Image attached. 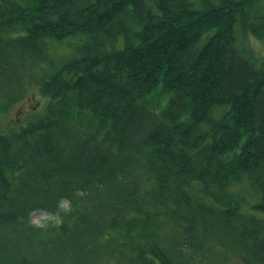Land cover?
Returning <instances> with one entry per match:
<instances>
[{"label":"trees","instance_id":"trees-1","mask_svg":"<svg viewBox=\"0 0 264 264\" xmlns=\"http://www.w3.org/2000/svg\"><path fill=\"white\" fill-rule=\"evenodd\" d=\"M253 38L264 0H0V264H264Z\"/></svg>","mask_w":264,"mask_h":264},{"label":"rangeland","instance_id":"rangeland-1","mask_svg":"<svg viewBox=\"0 0 264 264\" xmlns=\"http://www.w3.org/2000/svg\"><path fill=\"white\" fill-rule=\"evenodd\" d=\"M254 39V38H253ZM250 47L253 48L256 52V54L259 55H263L264 54V42L263 41H259V40H253L252 42H250ZM61 52H64V50H61ZM38 95H34L33 98L28 99L27 101H25L24 103H19L16 104V106L14 108H12L8 113H6L3 118H2V123L4 125H9L11 124V122L16 121L15 117L18 115H21V120L24 118V115L27 114V109L31 108L34 104H36ZM23 109L20 113L19 110ZM32 110V109H31ZM66 203H64L65 205ZM50 216V214L43 210V209H39L33 212L32 214V221L40 224L42 223L46 218H48Z\"/></svg>","mask_w":264,"mask_h":264}]
</instances>
